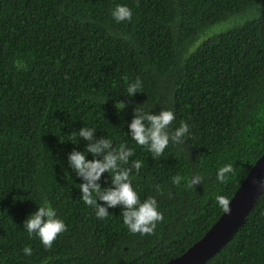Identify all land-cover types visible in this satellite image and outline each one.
<instances>
[{
  "label": "trees",
  "instance_id": "16d2710c",
  "mask_svg": "<svg viewBox=\"0 0 264 264\" xmlns=\"http://www.w3.org/2000/svg\"><path fill=\"white\" fill-rule=\"evenodd\" d=\"M117 4L131 21L114 20ZM137 77L142 91L129 98ZM136 106L171 109L172 128L186 121L190 135L153 158L127 134ZM81 127L143 162L132 186L157 200L153 234L130 233L119 206L98 219L80 198L68 153L84 150L83 138L70 141ZM263 151L264 0H0V264H163L206 233L223 212L216 197L230 199ZM196 173L203 182L188 188ZM45 201L67 226L50 249L23 227ZM203 264H264V192Z\"/></svg>",
  "mask_w": 264,
  "mask_h": 264
},
{
  "label": "clouds",
  "instance_id": "9594fccd",
  "mask_svg": "<svg viewBox=\"0 0 264 264\" xmlns=\"http://www.w3.org/2000/svg\"><path fill=\"white\" fill-rule=\"evenodd\" d=\"M111 15L119 23L131 21L133 12L127 5L117 4L111 11ZM14 66L18 70L22 67L26 68L23 60L14 61ZM126 91V96L129 98L142 91V81L139 77L128 84ZM129 102L120 100L119 103H115V107L123 109ZM133 112L127 134L137 145L146 148L153 158L161 157L170 143L182 145L185 137L190 135V126L186 121H181L179 127L172 128L175 115L171 109H160L158 113L153 114L151 111H143L136 106ZM95 132L94 128L81 127L78 132L71 134L70 141H76L73 143H78V137L87 141L83 151L74 148L68 153L70 168L82 180L79 184L80 198L87 206L94 208L98 219H106L110 213L108 209L119 206L122 209L123 223L130 233L141 236L153 234L157 223L164 219L162 212L158 210L157 200L149 196L141 201L132 186L134 173L139 174L143 162L130 161V157L134 155V149L128 147L126 143L115 146L113 141L105 136L96 138ZM86 154H91L93 158H86ZM104 173L110 175L111 186L102 187L99 183ZM229 174H234V167L231 163L224 164L217 170L216 180L222 184L226 183ZM171 179L174 185H179L185 177L177 174ZM203 180L204 177L196 173L188 178L186 186L194 189ZM253 183L264 190V177H261L259 181L253 180ZM155 190L158 194H162L159 184L155 185ZM98 200L103 203H98ZM216 200L224 214L230 215L232 210L229 198L218 195ZM23 227L30 237L33 235L38 237L45 249H50L57 237L67 231L66 224L57 217L55 209L47 201L38 206L37 210L23 221ZM23 252L25 255H31L32 249L25 246Z\"/></svg>",
  "mask_w": 264,
  "mask_h": 264
},
{
  "label": "water",
  "instance_id": "95a60500",
  "mask_svg": "<svg viewBox=\"0 0 264 264\" xmlns=\"http://www.w3.org/2000/svg\"><path fill=\"white\" fill-rule=\"evenodd\" d=\"M261 177H264V151L229 199L231 214L222 212L199 240L184 253L163 264H203L217 253L233 237L264 192L253 183V180L259 181Z\"/></svg>",
  "mask_w": 264,
  "mask_h": 264
}]
</instances>
